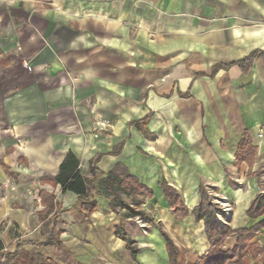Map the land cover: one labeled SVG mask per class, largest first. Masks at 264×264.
<instances>
[{
    "label": "crops",
    "instance_id": "crops-1",
    "mask_svg": "<svg viewBox=\"0 0 264 264\" xmlns=\"http://www.w3.org/2000/svg\"><path fill=\"white\" fill-rule=\"evenodd\" d=\"M255 50L264 52V0H0L2 254L170 264L162 231L175 264H197L210 248L193 215L201 186L232 206V231L257 223L245 212L264 191V63L224 67ZM245 132L250 167L235 161ZM68 153L92 180L87 200L47 181ZM125 174L152 197L122 193ZM41 191L55 198L46 219L60 247L34 245ZM114 197L148 219L145 230L110 208ZM253 242L264 246V229ZM235 245L232 234L221 250ZM241 264L258 263L247 254Z\"/></svg>",
    "mask_w": 264,
    "mask_h": 264
},
{
    "label": "trees",
    "instance_id": "trees-1",
    "mask_svg": "<svg viewBox=\"0 0 264 264\" xmlns=\"http://www.w3.org/2000/svg\"><path fill=\"white\" fill-rule=\"evenodd\" d=\"M255 60H260L264 63V52L255 50L250 52L246 57L237 61L224 65V67L236 66L242 72H246ZM256 149L251 145L249 136L245 132L239 141L237 151L235 153L236 164L245 163L247 166H251L253 158L255 156ZM78 161L71 154L68 153L59 167L58 174L52 179L47 180L54 185H59L62 191H70L78 195L80 199L87 200L89 197V191L94 188L92 180L83 178L78 173ZM105 180L108 184V191H111L112 185L117 181L115 179V170L105 176ZM43 182V180H41ZM118 184L121 186L122 193L129 195L130 193L141 194L145 193L148 198L152 197V191L146 187L138 184V182L128 174L123 175L121 180H118ZM53 188V187H52ZM164 193L167 195L168 189H164ZM40 204L44 209L38 213V218L42 222L39 234L40 242L34 243L36 246L55 245L60 247L61 243L58 239L59 233L51 229V218L46 217L54 210L55 198L52 192L41 191L39 194ZM93 205V203H90ZM121 205L125 208L132 217H137L141 221L149 222L144 215L136 209H132L129 205L114 197L110 201V208L115 210L116 206ZM138 205V204H137ZM91 207L89 210H92ZM220 213L219 209H215L210 203L206 189L200 187V202L194 209L193 215L197 221H203L205 233L209 241L210 248L207 253L198 261L197 264H224L227 260H233L234 264H241V260L247 254H250L253 260L258 264H264V246H260L253 242L254 236L264 229V191L259 194L250 204L245 214L252 220H258L249 229H238L232 231L226 224H222L217 220L216 215ZM161 231V230H160ZM117 233V232H116ZM161 234L166 242V248L168 251L170 264H175L176 249L170 238L161 231ZM236 236V245L230 252H222L221 248L230 235ZM117 235H120L119 233ZM127 243L128 249L131 254L134 255L136 250L133 248L131 241L124 239ZM3 243L0 239V260H4L0 264H54L48 258H44L40 254H31L24 250L21 246H18L12 253L3 255Z\"/></svg>",
    "mask_w": 264,
    "mask_h": 264
},
{
    "label": "built area",
    "instance_id": "built-area-1",
    "mask_svg": "<svg viewBox=\"0 0 264 264\" xmlns=\"http://www.w3.org/2000/svg\"><path fill=\"white\" fill-rule=\"evenodd\" d=\"M104 127H105V124L103 122H97L95 124V130L96 128H104ZM258 136L261 137V134H259ZM230 212H231V208L229 207V205L227 204L223 205L220 213L216 215L217 220L222 224H226L227 219L230 217ZM136 219L139 220L138 218ZM144 226H145L144 224H140L141 228H144Z\"/></svg>",
    "mask_w": 264,
    "mask_h": 264
},
{
    "label": "rangeland",
    "instance_id": "rangeland-1",
    "mask_svg": "<svg viewBox=\"0 0 264 264\" xmlns=\"http://www.w3.org/2000/svg\"><path fill=\"white\" fill-rule=\"evenodd\" d=\"M236 186L242 188V186H239L238 184H236ZM210 190H211V189H210ZM206 191H207V194L210 192L209 189H206ZM211 191H212V190H211ZM208 197H209V200H210V203L212 204V206H213L215 209H220V211H221L223 205H225V204L229 205L228 203H226L227 201H226L225 199L223 200V198H221V197H218V196L210 197L209 194H208ZM229 207L231 208V212H230V213H232V206L229 205ZM138 219H139V218H138ZM134 220H135L136 224H137L139 227H140V224H143V222H142L140 219H139V220L134 219ZM140 229L145 230V226H144V228H141V227H140Z\"/></svg>",
    "mask_w": 264,
    "mask_h": 264
}]
</instances>
